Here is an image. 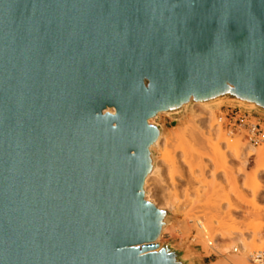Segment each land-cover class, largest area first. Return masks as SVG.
Here are the masks:
<instances>
[{
  "label": "water",
  "instance_id": "1",
  "mask_svg": "<svg viewBox=\"0 0 264 264\" xmlns=\"http://www.w3.org/2000/svg\"><path fill=\"white\" fill-rule=\"evenodd\" d=\"M228 99L264 112V0H0V264H196L150 120Z\"/></svg>",
  "mask_w": 264,
  "mask_h": 264
},
{
  "label": "bare ground",
  "instance_id": "2",
  "mask_svg": "<svg viewBox=\"0 0 264 264\" xmlns=\"http://www.w3.org/2000/svg\"><path fill=\"white\" fill-rule=\"evenodd\" d=\"M221 104L186 105L177 126L162 128L151 147L154 165L144 185L146 198L178 219L166 224L156 243L176 241L196 264H203L202 255H215L212 264H264V232L247 228L232 203L241 198L245 179L256 191L263 178L264 167L250 176L246 167L251 156L264 166V142L257 146L225 130Z\"/></svg>",
  "mask_w": 264,
  "mask_h": 264
},
{
  "label": "rangeland",
  "instance_id": "3",
  "mask_svg": "<svg viewBox=\"0 0 264 264\" xmlns=\"http://www.w3.org/2000/svg\"><path fill=\"white\" fill-rule=\"evenodd\" d=\"M221 101L222 104L218 108V115L223 118L225 130H232L233 132L238 134V136H240L245 142L254 144L249 140L248 127L244 124L255 123L260 125L261 130L263 131V135L261 137H263L264 139L263 111L259 110L255 104H246L241 100L228 99ZM248 105H252V110L248 109ZM170 115L171 114L165 111L160 112L158 114L159 117L155 120V122L160 123L164 131L170 127H176L179 123V117L182 115V113L176 114L174 116ZM263 142L264 140H261L255 145L258 146ZM262 167L264 166L259 164L256 157L251 156L246 167V173L249 176L253 175L255 171L261 169ZM242 185L243 187L240 188L241 198H235L232 202L234 208L238 209L234 210L235 216H237L241 221L245 220L244 222L247 228L255 226L256 228H259L262 232H264V176L262 179H259V184L256 191H253L251 181L248 179H245ZM172 219L173 221L178 220L177 218ZM168 242H173L176 247H181V245L177 244L176 241L168 238H166V240L161 245H165ZM206 257L207 256L204 255H202L201 257V262L203 264H212V261L217 258L215 255L208 256L207 258Z\"/></svg>",
  "mask_w": 264,
  "mask_h": 264
},
{
  "label": "built area",
  "instance_id": "4",
  "mask_svg": "<svg viewBox=\"0 0 264 264\" xmlns=\"http://www.w3.org/2000/svg\"><path fill=\"white\" fill-rule=\"evenodd\" d=\"M248 127V137L251 142L254 144L259 143L261 140H264L263 137V131L261 130V127L259 124L250 123V124H244ZM258 260L262 259V254H258L257 256Z\"/></svg>",
  "mask_w": 264,
  "mask_h": 264
}]
</instances>
